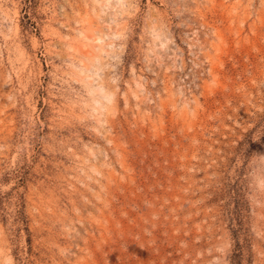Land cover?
Returning a JSON list of instances; mask_svg holds the SVG:
<instances>
[{
    "label": "rangeland",
    "instance_id": "374dc122",
    "mask_svg": "<svg viewBox=\"0 0 264 264\" xmlns=\"http://www.w3.org/2000/svg\"><path fill=\"white\" fill-rule=\"evenodd\" d=\"M0 264H264V0H0Z\"/></svg>",
    "mask_w": 264,
    "mask_h": 264
}]
</instances>
